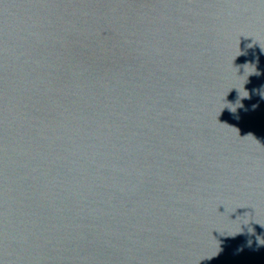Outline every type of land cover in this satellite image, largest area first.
<instances>
[{"label": "water", "instance_id": "water-1", "mask_svg": "<svg viewBox=\"0 0 264 264\" xmlns=\"http://www.w3.org/2000/svg\"><path fill=\"white\" fill-rule=\"evenodd\" d=\"M0 264H264V0H0Z\"/></svg>", "mask_w": 264, "mask_h": 264}]
</instances>
